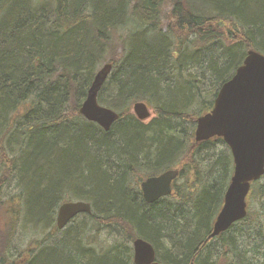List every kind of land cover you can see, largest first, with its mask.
<instances>
[{"label":"trees","instance_id":"1","mask_svg":"<svg viewBox=\"0 0 264 264\" xmlns=\"http://www.w3.org/2000/svg\"><path fill=\"white\" fill-rule=\"evenodd\" d=\"M250 49L264 54V0H0V264H134L135 238L164 264H264L259 180L244 219L204 242L233 161L220 137L194 142ZM104 63L108 131L79 113ZM173 167L171 193L147 203L140 182ZM70 201L91 213L58 229Z\"/></svg>","mask_w":264,"mask_h":264},{"label":"water","instance_id":"2","mask_svg":"<svg viewBox=\"0 0 264 264\" xmlns=\"http://www.w3.org/2000/svg\"><path fill=\"white\" fill-rule=\"evenodd\" d=\"M111 68V63H105L97 70L79 108L85 119L97 123L105 131L118 118L117 112L97 103V94ZM132 110L139 120L150 116L143 102H135ZM216 136L221 137L229 147L233 172L222 206L204 242L245 217L250 184L264 174V54L248 50L234 74L220 86L210 111L197 117L195 141ZM177 175L178 170L169 169L158 176L146 178L140 185L144 200L151 203L168 195L171 182ZM90 211V205L83 201L62 203L57 211V228H63L77 214H90ZM132 247L134 264H164L155 260L151 243L136 238ZM188 264H194L193 259Z\"/></svg>","mask_w":264,"mask_h":264},{"label":"rangeland","instance_id":"3","mask_svg":"<svg viewBox=\"0 0 264 264\" xmlns=\"http://www.w3.org/2000/svg\"><path fill=\"white\" fill-rule=\"evenodd\" d=\"M166 10V9H165ZM165 10L164 11H162V21H163V23H165V19H164V17H163V12H165ZM187 72V71H186ZM198 73V71H196V73H195V68L194 69H191V71H190V75H192L193 77H195L196 78V81H198L197 80V76H196V74ZM204 87H208V84L207 83H205L204 84ZM150 110H151V108H150ZM131 112H132V109H131ZM154 115V114H153ZM152 115V116H153ZM152 118V117H151ZM146 122L147 121H149V120H145ZM178 168V167H177ZM260 184H264V178H261L260 180H259V185ZM13 192H14V189H12V188H8L7 189V191H6V193L8 194V195H11V194H13ZM258 207H259V204H256V205H254V210H257L258 209ZM3 222H4V219H3V217L1 216V213H0V225L1 224H3ZM243 226H244V224H243ZM107 233H109V232H107V231H103L102 232V234H107ZM231 235L233 234V232H231L230 233ZM234 235V234H233ZM235 236V235H234ZM236 237V236H235ZM250 239L249 238H240L239 236L238 237H236V243L239 245V247H241V246H243V247H249V244L247 243V244H245V245H242L243 243H246V242H248ZM132 246V245H131ZM237 251H238V248H237ZM249 257V256H248Z\"/></svg>","mask_w":264,"mask_h":264},{"label":"flooded vegetation","instance_id":"4","mask_svg":"<svg viewBox=\"0 0 264 264\" xmlns=\"http://www.w3.org/2000/svg\"><path fill=\"white\" fill-rule=\"evenodd\" d=\"M172 169H177V170H179V168H177V167H173ZM179 173H180V172H179ZM177 177H178V176H177ZM177 177H176V178H177Z\"/></svg>","mask_w":264,"mask_h":264},{"label":"bare ground","instance_id":"5","mask_svg":"<svg viewBox=\"0 0 264 264\" xmlns=\"http://www.w3.org/2000/svg\"><path fill=\"white\" fill-rule=\"evenodd\" d=\"M152 115H153V113H152ZM153 116H154V115H153ZM153 116H152V117H153Z\"/></svg>","mask_w":264,"mask_h":264}]
</instances>
